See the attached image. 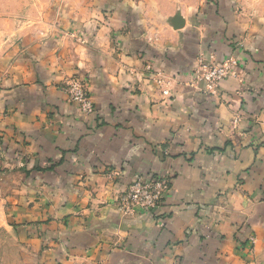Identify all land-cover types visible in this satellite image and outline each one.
<instances>
[{"label": "crops", "instance_id": "obj_1", "mask_svg": "<svg viewBox=\"0 0 264 264\" xmlns=\"http://www.w3.org/2000/svg\"><path fill=\"white\" fill-rule=\"evenodd\" d=\"M65 2L73 10L59 21L68 31L52 36L54 63L42 61L35 43V74L18 89L21 99L39 100L54 124L44 118V134L33 123L38 114L16 105L19 124L38 134L30 148L54 166V197L66 200L56 211L68 215L56 257L65 264L217 262L239 258L232 249L253 236L248 264H264V13L240 12L236 0L169 1L184 22L171 30L155 0ZM229 55L235 76L220 81L218 94L188 75L196 60ZM65 75L86 82L90 114L77 115L67 101ZM43 80L56 84L46 90ZM138 175L166 176L162 206L121 218L115 200ZM223 246L230 252L222 254Z\"/></svg>", "mask_w": 264, "mask_h": 264}, {"label": "rangeland", "instance_id": "obj_2", "mask_svg": "<svg viewBox=\"0 0 264 264\" xmlns=\"http://www.w3.org/2000/svg\"><path fill=\"white\" fill-rule=\"evenodd\" d=\"M65 1L0 0V264H65L56 257V254L61 253L60 244L66 243L68 215L57 214L56 211L59 204H66V200L60 203L54 197L53 186L55 184H52L50 176V171L54 169V166L51 162L45 163L41 159L39 161L40 154L30 148L38 138V134L35 132V127L29 124L28 126L19 124L23 119L18 117L19 107H16L22 101L26 104L27 109L31 110V114L37 113L38 117L33 120V123L38 120L45 132L44 118L49 117L47 108H43L42 104L40 107L39 100L30 98L31 95L21 99L18 96L20 94L18 89H24L25 86L30 85L26 77L35 74V71L32 70L35 67L33 60L35 56L32 49L35 43L40 45L38 48L43 52L42 57L45 61H42L49 65L54 63V56L56 55L54 52L57 53V50L55 51L56 46L53 44L54 38L52 39V36L56 29L62 33L68 31L60 27L59 21H67L72 12L70 10H73L66 5ZM169 1L179 2V0H155L156 12L158 14L164 13L162 16L166 17L165 23L171 30H180L182 27L174 28L173 21L175 16H181V12L176 6L172 7ZM192 1L187 0V2ZM236 3L240 12L245 13L247 11L251 16L264 13V0H236ZM168 11L171 12L170 15H168ZM156 24L158 23L156 22ZM55 36L59 43L61 41L66 44V39H60L61 34ZM52 51L54 52L51 53ZM37 60L39 62V59ZM232 61L236 62L232 55L220 61L212 60L206 61V63L203 60L200 62L196 60L190 65L188 75L192 72L195 80L204 79V70H212L213 67L223 62L229 65ZM20 63L24 64L20 65ZM26 65L30 69H21L22 66L26 67ZM229 76H235L232 66L229 67L222 79ZM73 78L82 77L68 76V80H65V86H62V91L69 102L72 100L69 99L66 88L67 83H70ZM43 82L46 90L51 89L56 84L51 83L48 86L44 80ZM84 83L86 84L85 81ZM219 83L211 89L206 83L207 86L203 92L218 94ZM31 88L33 91L38 89L35 86ZM10 91L15 92L8 93ZM7 93L14 95L15 98H20L18 99L20 101L11 103ZM90 102L93 105L91 100ZM13 112L14 116L8 119L7 117ZM79 114L86 116L90 113H85L77 104V115ZM46 124H54V122L46 118ZM44 154L46 153L44 152ZM63 173H66V170ZM159 177L166 178L165 175ZM64 187L67 191L70 185L65 184ZM124 191L115 200L121 218H126L133 212L123 208V203L126 204L121 198ZM254 244L255 238L249 236L246 241L237 244L236 251L234 249L231 251L239 258L222 257L221 259L226 261H221L219 257L217 262L216 260L210 262L201 259V263L196 262V264H248L247 257L254 251ZM222 249V254L230 252L226 246H223ZM231 259H234L233 263L227 262ZM179 264L186 263L180 261Z\"/></svg>", "mask_w": 264, "mask_h": 264}, {"label": "built area", "instance_id": "obj_3", "mask_svg": "<svg viewBox=\"0 0 264 264\" xmlns=\"http://www.w3.org/2000/svg\"><path fill=\"white\" fill-rule=\"evenodd\" d=\"M234 64L223 62L212 70H204V80L208 87L214 88L222 77L226 75L229 67ZM66 92L69 99L80 105L85 113L93 111V105L90 102L86 85L82 78H73L67 83ZM168 188L166 178H146L144 176H136L131 183L128 184L121 198L125 201L123 208L134 211L139 209L144 212L155 211L162 206Z\"/></svg>", "mask_w": 264, "mask_h": 264}, {"label": "water", "instance_id": "obj_4", "mask_svg": "<svg viewBox=\"0 0 264 264\" xmlns=\"http://www.w3.org/2000/svg\"><path fill=\"white\" fill-rule=\"evenodd\" d=\"M183 24L184 22H183L182 17L179 15L175 16L174 21H173L174 28H181L183 27Z\"/></svg>", "mask_w": 264, "mask_h": 264}]
</instances>
